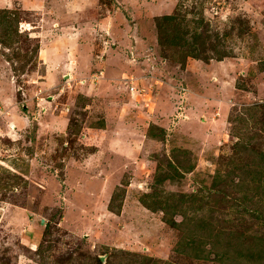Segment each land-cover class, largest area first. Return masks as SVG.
I'll return each mask as SVG.
<instances>
[{"label": "rangeland", "instance_id": "rangeland-1", "mask_svg": "<svg viewBox=\"0 0 264 264\" xmlns=\"http://www.w3.org/2000/svg\"><path fill=\"white\" fill-rule=\"evenodd\" d=\"M0 264H264V0H0Z\"/></svg>", "mask_w": 264, "mask_h": 264}, {"label": "crops", "instance_id": "crops-1", "mask_svg": "<svg viewBox=\"0 0 264 264\" xmlns=\"http://www.w3.org/2000/svg\"><path fill=\"white\" fill-rule=\"evenodd\" d=\"M70 43L69 44H67V46H65L66 48H69V50H71L70 52H68L67 50H64V54L65 55H63V56H61V57H59V59L57 60L58 62H57V64L59 63V64H62L63 63V65H65V67H66V65H70V68L72 69V68H74V66L76 65V64H74L75 62V53L74 52H76V50H75V48H76V40L74 39V38H70ZM49 50H51V52L49 53V55L48 56H46L45 57V60H46V63H47V59H49V57H52L53 58V55L56 57V54L58 55V53L59 52H55L56 51V49H52V47H50V49ZM74 50V52L73 53H71L72 51ZM56 53V54H55ZM58 57V56H57ZM62 59H63V61H62ZM54 60H56V59H54ZM70 61H71V63H70ZM67 69L66 70H64V72H65V74H63L65 77H69V76H71L72 74H70L69 73V71H68V67H66ZM73 76V75H72Z\"/></svg>", "mask_w": 264, "mask_h": 264}, {"label": "trees", "instance_id": "trees-1", "mask_svg": "<svg viewBox=\"0 0 264 264\" xmlns=\"http://www.w3.org/2000/svg\"><path fill=\"white\" fill-rule=\"evenodd\" d=\"M166 222H168L169 224H174V222L172 220H166Z\"/></svg>", "mask_w": 264, "mask_h": 264}]
</instances>
